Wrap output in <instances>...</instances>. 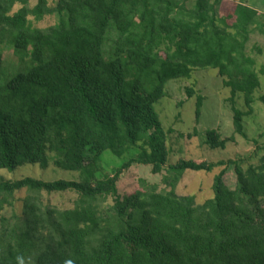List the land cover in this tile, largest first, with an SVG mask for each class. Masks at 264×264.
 <instances>
[{"label": "trees", "instance_id": "16d2710c", "mask_svg": "<svg viewBox=\"0 0 264 264\" xmlns=\"http://www.w3.org/2000/svg\"><path fill=\"white\" fill-rule=\"evenodd\" d=\"M30 1L0 0V170L46 169L52 154L56 168L78 172L79 180L0 181V264H264V156L246 170L240 160L167 165L172 130L154 109L170 81L211 68L230 90L234 134L246 138L243 119L260 80L244 48L259 14L232 3L220 15L219 0H195L190 9L187 0ZM14 4L20 8L11 13ZM47 16L57 18L54 26L32 25ZM2 46L19 69L4 68ZM237 94L246 112L235 107ZM259 100L264 105V95ZM202 106L198 94L196 123ZM230 141L215 129L204 134L212 150ZM130 151L136 156L113 175L101 174L103 153L124 160ZM135 163L166 173L167 191L121 199L117 182ZM218 167L211 199L196 205L194 196L176 193L186 172ZM21 190L72 191L78 199L64 210L25 199L24 218H7L3 211ZM108 197L112 205L99 211Z\"/></svg>", "mask_w": 264, "mask_h": 264}, {"label": "rangeland", "instance_id": "374dc122", "mask_svg": "<svg viewBox=\"0 0 264 264\" xmlns=\"http://www.w3.org/2000/svg\"><path fill=\"white\" fill-rule=\"evenodd\" d=\"M49 1L50 6H54L55 0ZM191 1H189V4ZM214 1L217 0H212V2ZM35 3L36 0H31L30 6ZM259 3L258 6H264V0H259ZM217 7L219 11L220 5ZM18 8H20V5L14 4L11 13H14ZM56 22L57 18L55 16H47L40 22H34L31 19L32 25L43 31L54 26ZM263 24L264 16L259 14L249 27V38L244 48L245 55L254 62L253 70L258 74L260 80V86L254 92V102L251 105L252 111L243 119L246 138L234 134L232 107L229 102L230 90L223 86L222 78L218 76L217 71L211 68L194 71L190 79L179 78L170 81L166 85V97L161 98L154 105L162 127L166 131L172 130L167 140V165L175 164L179 160H192L197 163L240 160L244 170H246L249 166L257 165L259 159L264 156V105L259 100V97L264 95V74H261V69L264 68V36L261 32ZM2 60L5 69L20 68L17 58L8 46H2ZM188 89L193 90L191 97L188 96ZM198 94L203 97V106L199 121L196 123L195 103ZM234 101L235 107L242 112L248 110L244 105L242 95L237 94ZM210 129L217 130L222 139L233 137V141L228 142L224 150L208 148L204 145V134ZM194 130L197 131L196 135L193 134ZM135 156L136 152L130 151L124 160H121L115 158L109 152L103 153L101 157L103 169L101 174L113 175L124 162ZM223 168H215L210 173L186 172L176 186V193L180 196H194L196 205L211 199L213 197V179ZM225 170L224 181L232 189L236 185L233 167L228 166ZM26 177L44 182L77 181L79 180V173L56 168L53 165L52 154H50V163L46 169H41L38 165L24 164L12 172L4 169L0 170V181H16ZM164 177H166V173L159 175L151 173L150 166L132 164L123 171L117 182L118 196L125 199L137 190L145 191L149 188H155L157 192L161 193L167 191L168 187L163 182ZM25 199H39L45 207L64 210L73 208L78 196L72 191L47 194L21 190L15 193L12 207H6L3 215L7 218L12 215H17L21 219L24 218L23 203ZM112 203V197H108L97 203V209L103 212Z\"/></svg>", "mask_w": 264, "mask_h": 264}, {"label": "crops", "instance_id": "0c3cea01", "mask_svg": "<svg viewBox=\"0 0 264 264\" xmlns=\"http://www.w3.org/2000/svg\"><path fill=\"white\" fill-rule=\"evenodd\" d=\"M190 0H187L186 2V7L187 9L192 8L194 1L192 0L191 3L189 4ZM221 3V4H220ZM232 3L236 4H242L250 9L255 10L258 14L264 16V6H258L259 0H248V1H243V0H219V5H220V10L219 12L221 13L220 15L226 14L232 9Z\"/></svg>", "mask_w": 264, "mask_h": 264}]
</instances>
